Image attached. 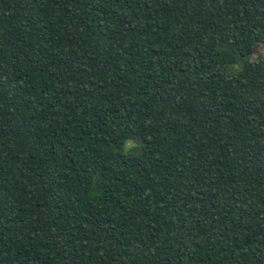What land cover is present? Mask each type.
Segmentation results:
<instances>
[{"label":"trees","instance_id":"trees-1","mask_svg":"<svg viewBox=\"0 0 264 264\" xmlns=\"http://www.w3.org/2000/svg\"><path fill=\"white\" fill-rule=\"evenodd\" d=\"M261 45L264 0H0V264H264Z\"/></svg>","mask_w":264,"mask_h":264},{"label":"rangeland","instance_id":"rangeland-1","mask_svg":"<svg viewBox=\"0 0 264 264\" xmlns=\"http://www.w3.org/2000/svg\"><path fill=\"white\" fill-rule=\"evenodd\" d=\"M261 57L264 58V46H263V45H261V46L259 47L257 53H255V54L252 56V58H250V59L257 60V59H259V58H261ZM238 68H241V66H238L237 69H238ZM131 146H132V144L129 145V147H131Z\"/></svg>","mask_w":264,"mask_h":264}]
</instances>
